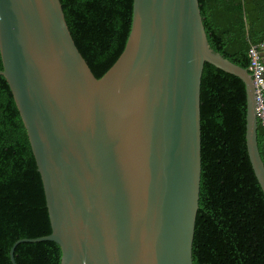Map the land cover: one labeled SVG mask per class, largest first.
Returning a JSON list of instances; mask_svg holds the SVG:
<instances>
[{
	"label": "water",
	"instance_id": "95a60500",
	"mask_svg": "<svg viewBox=\"0 0 264 264\" xmlns=\"http://www.w3.org/2000/svg\"><path fill=\"white\" fill-rule=\"evenodd\" d=\"M0 76L41 175L61 264H194L205 64L246 85V144L264 192L254 83L208 43L199 0H134L125 49L98 79L60 0H0ZM264 59V52L262 53Z\"/></svg>",
	"mask_w": 264,
	"mask_h": 264
},
{
	"label": "trees",
	"instance_id": "16d2710c",
	"mask_svg": "<svg viewBox=\"0 0 264 264\" xmlns=\"http://www.w3.org/2000/svg\"><path fill=\"white\" fill-rule=\"evenodd\" d=\"M73 39L100 79L127 44L134 0H60ZM210 48L248 70L264 41V0H199ZM3 69L0 54V70ZM247 93L238 77L205 64L201 84L202 176L194 264H264V192L246 144ZM264 162V129L258 128ZM52 233L44 186L6 79L0 76V264L23 239ZM53 242L22 243L16 264H61Z\"/></svg>",
	"mask_w": 264,
	"mask_h": 264
},
{
	"label": "built area",
	"instance_id": "2783aa9c",
	"mask_svg": "<svg viewBox=\"0 0 264 264\" xmlns=\"http://www.w3.org/2000/svg\"><path fill=\"white\" fill-rule=\"evenodd\" d=\"M264 52V41L251 45L248 51L250 73L256 94L257 102V116L259 124L264 129V59L262 53Z\"/></svg>",
	"mask_w": 264,
	"mask_h": 264
}]
</instances>
